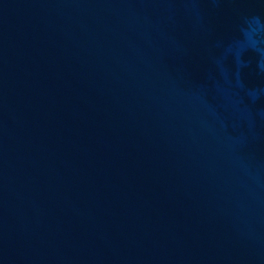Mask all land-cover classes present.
Instances as JSON below:
<instances>
[{"label": "water", "instance_id": "obj_1", "mask_svg": "<svg viewBox=\"0 0 264 264\" xmlns=\"http://www.w3.org/2000/svg\"><path fill=\"white\" fill-rule=\"evenodd\" d=\"M0 264H264V0H0Z\"/></svg>", "mask_w": 264, "mask_h": 264}]
</instances>
